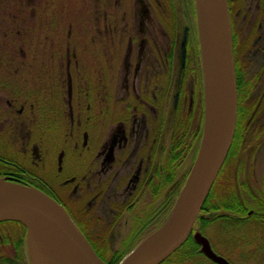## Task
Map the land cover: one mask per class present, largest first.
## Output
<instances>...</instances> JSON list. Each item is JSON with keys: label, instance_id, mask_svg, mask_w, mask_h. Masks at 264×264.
<instances>
[{"label": "flooded vegetation", "instance_id": "obj_1", "mask_svg": "<svg viewBox=\"0 0 264 264\" xmlns=\"http://www.w3.org/2000/svg\"><path fill=\"white\" fill-rule=\"evenodd\" d=\"M226 1L234 70L241 80V101L236 111L237 116L241 112L244 117L233 131L237 132L236 150L248 145L250 148V140L244 145L246 128L256 127L253 122L260 126L258 116L251 122L256 106L243 105L252 101L250 92L255 85L262 86L264 92V66L247 73L251 80L244 78V72L246 60L264 64V0ZM243 22L253 27L255 39H245L243 32L244 39L239 40L237 27H243ZM143 42L141 39L135 54L128 46L116 63L106 60L108 77L105 75L102 89H91L82 82L73 52L66 55L65 61L58 57L50 72L46 66L44 78L39 80L43 87L36 103L31 100V88L0 82V176L36 187L61 204L99 256L117 252L123 246L122 242L116 245L111 241V227L119 214L133 210L139 199L148 200L146 207L158 202L153 207L158 206L157 212L148 213L145 224L160 222L158 216L181 188L178 176L184 175L180 181H185L201 139L204 111L196 60L188 64L190 58L185 57L186 64L182 61L184 66L175 82L178 90L172 92L173 67L168 68L167 60L143 55ZM253 47L248 55V49ZM167 63L172 64L170 60ZM253 102L259 104L258 100ZM241 107L248 113L242 112ZM262 135L264 128L255 130L252 138L260 140ZM239 148L231 156L235 158L233 167L242 154ZM248 155L255 158L249 152ZM248 167L244 169L248 171ZM233 172L231 183L238 187L240 204L256 206L260 201L263 205L264 194L260 192H264V172L257 186L249 182L250 176ZM228 176V170L222 169V187ZM246 189L250 191L249 199H244L242 193ZM141 216L130 213L128 223L143 220ZM18 223L0 222L10 229L16 226L19 233L14 243L16 250L10 238L4 240L5 245L0 244V250L10 254L1 260L3 263L17 264V249H24L23 229Z\"/></svg>", "mask_w": 264, "mask_h": 264}, {"label": "rangeland", "instance_id": "obj_2", "mask_svg": "<svg viewBox=\"0 0 264 264\" xmlns=\"http://www.w3.org/2000/svg\"><path fill=\"white\" fill-rule=\"evenodd\" d=\"M195 9V0H0V82L2 81L6 85L9 82L10 86L13 87L31 88V100L36 103L37 99L40 98V92H42L39 89L43 87L39 80L44 78L46 66L48 72H50L54 68V62L58 57H62L65 61L66 55H71L73 52L74 57L78 60L77 75L82 82L85 81L86 86L91 89H102L101 86L106 81L105 75L108 77L105 67L106 60L107 62L113 60L116 63L118 56L121 57L128 46H132L133 54H135L140 40L143 39L145 45L143 55L172 62V64L165 62L168 64V68L173 67L172 92L178 90V85L175 86V82L182 72V66L186 62L189 64L192 60H196L200 69L198 82L201 85L203 102L200 51L202 34ZM242 26L239 29L237 27L239 40L242 41L244 38L249 37H251V40L255 39L256 34H252L253 27H250L249 22H243ZM185 28H187L186 39L184 40L185 57L187 56L190 59L188 61L185 59L183 61L184 65H182L183 49L181 42ZM253 49L254 47L248 49V55ZM246 62V74L244 72L246 76L244 78L249 77L248 72L254 71L259 66H264V64H254L250 60H246ZM71 66H73L72 60ZM113 71L115 72V69ZM158 71H161V68ZM112 76L116 83L115 74ZM249 79L252 78L249 77ZM247 81L245 80V82ZM116 87L119 86L116 85ZM262 89V86L255 85V89L250 92L252 95L250 100L252 101H246L243 105L245 108L248 105L256 106L257 111L254 113L253 119L251 118V122L256 120V116H258L257 120L260 122V126L259 123L253 122L251 124H256V127L249 126L246 128L244 145H246V141L250 140L252 142L251 147L249 148L248 145V147H237L236 150L234 148L231 156L235 154L238 148L239 152L242 153L235 167H233L235 158L228 157V163L224 165L223 169L228 170L231 176H228L229 179L227 178L224 187H222L220 183L223 181L219 175L213 190L218 196L221 190L229 188L228 186L234 187L237 193L236 188L238 187L231 183L233 171L236 175L244 174L246 178L250 176L249 182L256 186L259 185V178L264 172V135L260 140H253L252 134L255 133V130L259 131L264 128V92ZM254 99L258 100L259 104L253 102ZM194 102H192L193 106ZM248 152L251 153V157L255 158L250 159ZM228 165L231 167H228ZM245 166H249L248 171L244 169ZM184 177V175H179L177 184H183V181L180 180ZM235 178L237 180L236 176ZM99 191H101V194L103 192L102 188ZM242 191L244 197L248 198L250 191ZM92 192L95 193V191ZM260 194H264V192L261 191ZM102 197L103 194L99 196V198ZM147 203V199L141 198L135 203L133 210L119 214L117 221L111 227L110 237L113 244L117 245L118 242H122L123 246L117 252L114 251L101 256L107 260L119 253L125 256L139 242H134L133 247L125 250L128 244L131 245V239L138 237L137 240H141L140 238L162 223L170 209L167 207L166 211L164 210L159 216L157 215L160 218L158 224L147 225L144 220L148 213L153 215L157 212L156 208L158 206L153 207L158 202H153L152 205L146 207ZM253 206L252 203V209ZM251 211L250 209L248 212ZM130 213L133 217L142 215L140 219L143 220L135 219L133 224L128 223L129 218H131ZM214 214L221 215L223 211H210L203 213L201 216L209 218ZM246 216H244V219ZM232 219L235 225L242 227L241 229L236 228V232H232L228 226L227 229L220 230L217 227L218 221H214L207 228L208 235H204L209 240L212 249L220 255L227 254L228 258H225L231 264H258L262 252L258 253L257 251L264 244V233H261L262 231L259 229L253 231L252 234H247L248 230H244L246 228L241 225L243 223L240 222L241 219ZM219 221L227 222L224 219H219ZM12 227L14 228L10 229L9 225L0 224V235H3L0 244L5 245L4 240L10 238L9 242L13 244L11 246L16 250L14 243H16L17 234L19 233L16 226L12 225ZM137 228L140 233L132 238ZM195 230L200 231L197 226ZM232 237H241L243 244L238 243L236 245L233 243ZM198 250L200 251V246ZM246 254L252 258L250 261L247 260L248 256ZM8 255L10 254L7 250H0V264H7V262L3 263L1 260L8 257ZM200 255L187 261H180L175 255L171 258V261L164 264H217L204 257L203 253ZM18 261L21 262L20 259Z\"/></svg>", "mask_w": 264, "mask_h": 264}, {"label": "water", "instance_id": "obj_3", "mask_svg": "<svg viewBox=\"0 0 264 264\" xmlns=\"http://www.w3.org/2000/svg\"><path fill=\"white\" fill-rule=\"evenodd\" d=\"M199 19L204 117L199 148L188 175L163 222L116 264H160L189 236L217 264H231L207 237L193 231L195 221L223 165L233 139L237 85L232 30L226 0H195ZM183 31L182 61L186 31ZM205 50V55L204 51ZM25 227L28 264H110L104 262L64 208L36 187L0 176V222Z\"/></svg>", "mask_w": 264, "mask_h": 264}, {"label": "trees", "instance_id": "obj_4", "mask_svg": "<svg viewBox=\"0 0 264 264\" xmlns=\"http://www.w3.org/2000/svg\"><path fill=\"white\" fill-rule=\"evenodd\" d=\"M235 80H236V84H237L236 90L238 93V106H239V101H241V94L238 90L240 88V81H241L240 76L236 75ZM240 110L242 112L245 111L246 114L248 113V110L247 109L244 110L242 107L240 108ZM243 118L244 117L240 112V115L237 116V121H236L237 125L239 124L240 120H242ZM236 138H237V132L234 133V137H233V140L231 141L232 143H231V146H230V149H229V152H228V155H227V158L225 161H227L228 157L233 154V150L235 148L234 145H235ZM225 164L226 163L224 162L219 174L217 175V177H216V179H215V181H214V183H213V185H212V187L208 193V196H207L205 202L203 203L202 209H201L199 216L196 220L195 227L197 226L203 234L208 235L207 228L210 227L214 221L215 222L218 221L217 227H219L220 230H224V228L227 229V226H228V228L230 230H232V232H236L237 231L236 228L241 229L242 227L239 225H235L233 223L232 218H239V219H241L240 222L241 223L243 222L241 225L246 228L244 230L245 231L248 230L247 234H249V233L252 234L253 231H257L259 229H260V231H262L261 233H264V226L263 227L261 226L262 224L264 225V204L262 205V203H260V201L257 202V205L253 206L251 214L246 216L247 215L246 213H248V211L252 207L251 206L250 207H248V206L244 207V204H242V203L240 204V200L238 199V196H237V193H236L234 187L228 186L229 188H227L225 190L222 189L219 196L213 192L215 185H216V182L218 180V177H219V175H220ZM177 193H178V191L176 192V195H177ZM170 206H171V204L169 205L168 209H170ZM215 210L216 211L222 210L223 214H221V215L220 214H214L212 217L210 216L209 218L201 216L203 213H207V212L215 211ZM231 216H234V217H231ZM244 216H246L245 219H244ZM219 219H224L228 223L227 222H226L227 224L223 223V221H219ZM6 222H10V221H6ZM219 222H222V223H219ZM13 223L15 224L18 222L13 221ZM230 223H232V224H230ZM18 224L21 225V223H18ZM21 226L23 229V236H24L25 228L23 225H21ZM138 230L139 229L137 228L136 232L132 238L139 235L140 231H138ZM137 239H139V238L137 237L136 239H131L130 240L131 245L128 244L125 250H129L131 247H133L134 244L137 241H139ZM231 239H232L233 243H235L236 245H238V243L243 244V242H241L242 241L241 237H232ZM198 248H199L198 244L196 242H194L192 237L189 236L187 238V240L181 245V247H179L171 256L166 258V260H164L161 264L168 263L169 261L172 260L171 258L174 257L175 255H177V257L180 259V261L192 260L193 258H195L196 256H199L201 254V252L198 250ZM257 252L258 253L262 252L261 253L262 256L259 257L258 264H264V244H263V246L260 247V249ZM226 255L223 254L222 256L228 258V256H226ZM16 256H17V259L21 260L22 264H28L27 260L25 258V253H24L23 248L17 249V255ZM123 256H124V254L119 253L118 255L112 256L111 259H108V260L105 259L103 256H101V257L105 261H107L108 263L110 262V264H115L118 261H120V259ZM247 258H248L247 260H249V261L252 259L249 256ZM255 262H257V261H255Z\"/></svg>", "mask_w": 264, "mask_h": 264}, {"label": "bare ground", "instance_id": "obj_5", "mask_svg": "<svg viewBox=\"0 0 264 264\" xmlns=\"http://www.w3.org/2000/svg\"><path fill=\"white\" fill-rule=\"evenodd\" d=\"M204 51V55H205V50H203ZM225 190V189H224ZM236 190L238 191V188H236ZM178 195V194H177ZM177 195H175V197H174V199L172 200V201H170V203L168 204V207H169V205L176 199V197H177ZM250 198V196L248 197V198H245V199H249ZM248 207H250V204H248ZM17 264H22L21 262H19V261H17Z\"/></svg>", "mask_w": 264, "mask_h": 264}]
</instances>
